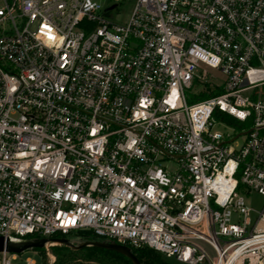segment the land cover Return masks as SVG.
<instances>
[{"label":"built area","instance_id":"obj_1","mask_svg":"<svg viewBox=\"0 0 264 264\" xmlns=\"http://www.w3.org/2000/svg\"><path fill=\"white\" fill-rule=\"evenodd\" d=\"M84 232L264 264V0H0V237Z\"/></svg>","mask_w":264,"mask_h":264},{"label":"trees","instance_id":"obj_2","mask_svg":"<svg viewBox=\"0 0 264 264\" xmlns=\"http://www.w3.org/2000/svg\"><path fill=\"white\" fill-rule=\"evenodd\" d=\"M234 124L232 121H228ZM26 239H34V236H28ZM73 243L81 241H101L89 232L78 233L72 238ZM55 256L53 264H83L81 259L88 261L91 264H131L129 260L119 254L109 251H103L94 248H84L81 251H72L64 246L51 247ZM140 264H175L171 261L164 259L158 253L148 248L130 249ZM42 253V250H33ZM170 262V263H169Z\"/></svg>","mask_w":264,"mask_h":264},{"label":"water","instance_id":"obj_3","mask_svg":"<svg viewBox=\"0 0 264 264\" xmlns=\"http://www.w3.org/2000/svg\"><path fill=\"white\" fill-rule=\"evenodd\" d=\"M113 7L107 9L110 11ZM54 246H64L72 251H81L84 248H94L103 251L114 252L121 255L131 262V264H140L131 250L114 242L102 241H81L73 243L71 239H22L11 240L0 237V253L6 252L13 256H20L28 251L46 250Z\"/></svg>","mask_w":264,"mask_h":264},{"label":"rangeland","instance_id":"obj_4","mask_svg":"<svg viewBox=\"0 0 264 264\" xmlns=\"http://www.w3.org/2000/svg\"><path fill=\"white\" fill-rule=\"evenodd\" d=\"M132 9H133V5L130 1L123 2L117 6V8L113 11V13H110L108 15V18L111 19L113 23H116L119 25H125L130 18ZM219 130H222V129H219ZM242 140L243 139L241 138L239 142H242ZM166 165L167 167H170L171 169L174 168V165L171 163L167 162ZM245 201L248 207L256 211H259L263 205V199L254 193H251L250 196H248ZM54 247H57V246H54ZM50 256L53 257L55 261V256L51 248L44 250V252L42 253L35 252V251H28L20 256H16L15 259L11 262V264H24V261L27 258L32 259L35 262V264H49ZM80 262L83 264H91L90 262L84 261L83 259H81Z\"/></svg>","mask_w":264,"mask_h":264},{"label":"bare ground","instance_id":"obj_5","mask_svg":"<svg viewBox=\"0 0 264 264\" xmlns=\"http://www.w3.org/2000/svg\"><path fill=\"white\" fill-rule=\"evenodd\" d=\"M260 264H263V263H260Z\"/></svg>","mask_w":264,"mask_h":264}]
</instances>
